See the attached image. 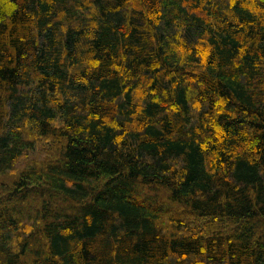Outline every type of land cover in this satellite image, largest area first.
Instances as JSON below:
<instances>
[{
  "label": "trees",
  "instance_id": "obj_1",
  "mask_svg": "<svg viewBox=\"0 0 264 264\" xmlns=\"http://www.w3.org/2000/svg\"><path fill=\"white\" fill-rule=\"evenodd\" d=\"M0 264H264V0H0Z\"/></svg>",
  "mask_w": 264,
  "mask_h": 264
}]
</instances>
